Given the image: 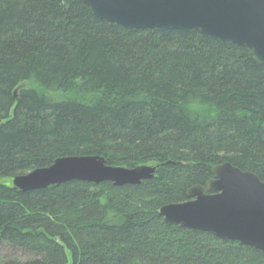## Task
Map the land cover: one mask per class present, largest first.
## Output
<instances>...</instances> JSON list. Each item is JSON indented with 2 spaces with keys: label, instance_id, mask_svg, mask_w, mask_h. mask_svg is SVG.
Masks as SVG:
<instances>
[{
  "label": "trees",
  "instance_id": "trees-1",
  "mask_svg": "<svg viewBox=\"0 0 264 264\" xmlns=\"http://www.w3.org/2000/svg\"><path fill=\"white\" fill-rule=\"evenodd\" d=\"M71 155L157 169L140 184L13 185ZM226 161L264 181V65L251 49L125 27L82 0H0V245L22 252L5 264H264L258 248L159 212Z\"/></svg>",
  "mask_w": 264,
  "mask_h": 264
},
{
  "label": "water",
  "instance_id": "water-1",
  "mask_svg": "<svg viewBox=\"0 0 264 264\" xmlns=\"http://www.w3.org/2000/svg\"><path fill=\"white\" fill-rule=\"evenodd\" d=\"M99 18L130 28L199 31L252 50L264 65V0H82ZM156 165L111 166L99 155L57 158L50 166L14 176L21 190L46 188L70 180L99 184H140L153 178ZM188 199L160 207L166 222L206 231L264 252V181L226 161L205 184L187 190Z\"/></svg>",
  "mask_w": 264,
  "mask_h": 264
},
{
  "label": "rangeland",
  "instance_id": "rangeland-1",
  "mask_svg": "<svg viewBox=\"0 0 264 264\" xmlns=\"http://www.w3.org/2000/svg\"><path fill=\"white\" fill-rule=\"evenodd\" d=\"M30 85V83H28ZM22 252L8 245H0V264H5L6 261L14 258H20Z\"/></svg>",
  "mask_w": 264,
  "mask_h": 264
}]
</instances>
